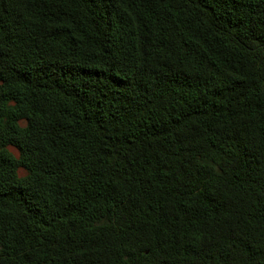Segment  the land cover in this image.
<instances>
[{"label":"trees","instance_id":"1","mask_svg":"<svg viewBox=\"0 0 264 264\" xmlns=\"http://www.w3.org/2000/svg\"><path fill=\"white\" fill-rule=\"evenodd\" d=\"M0 264H264V0H0Z\"/></svg>","mask_w":264,"mask_h":264},{"label":"rangeland","instance_id":"2","mask_svg":"<svg viewBox=\"0 0 264 264\" xmlns=\"http://www.w3.org/2000/svg\"><path fill=\"white\" fill-rule=\"evenodd\" d=\"M19 174H23V171L22 170H19Z\"/></svg>","mask_w":264,"mask_h":264}]
</instances>
